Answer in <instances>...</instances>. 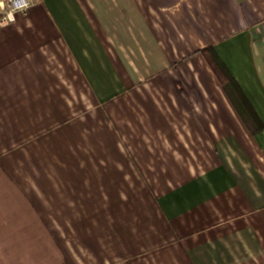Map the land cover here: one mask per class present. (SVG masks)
Here are the masks:
<instances>
[{
	"label": "crops",
	"instance_id": "crops-1",
	"mask_svg": "<svg viewBox=\"0 0 264 264\" xmlns=\"http://www.w3.org/2000/svg\"><path fill=\"white\" fill-rule=\"evenodd\" d=\"M29 2L0 6V264H264V0Z\"/></svg>",
	"mask_w": 264,
	"mask_h": 264
},
{
	"label": "trees",
	"instance_id": "trees-1",
	"mask_svg": "<svg viewBox=\"0 0 264 264\" xmlns=\"http://www.w3.org/2000/svg\"><path fill=\"white\" fill-rule=\"evenodd\" d=\"M201 54L203 55L205 61L211 68L212 72L220 82L223 89H226V87L229 85V83H232L233 78L226 69L225 65L221 61V59L216 54L214 48L209 45L205 46L202 49H200Z\"/></svg>",
	"mask_w": 264,
	"mask_h": 264
},
{
	"label": "built area",
	"instance_id": "built-area-1",
	"mask_svg": "<svg viewBox=\"0 0 264 264\" xmlns=\"http://www.w3.org/2000/svg\"><path fill=\"white\" fill-rule=\"evenodd\" d=\"M29 3V0H0V6L4 11L3 18L12 21L15 13L25 11Z\"/></svg>",
	"mask_w": 264,
	"mask_h": 264
}]
</instances>
